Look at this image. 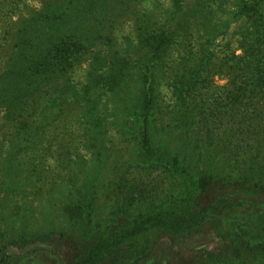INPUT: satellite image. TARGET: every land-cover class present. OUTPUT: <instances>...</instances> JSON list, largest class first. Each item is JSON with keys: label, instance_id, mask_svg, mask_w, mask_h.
<instances>
[{"label": "trees", "instance_id": "16d2710c", "mask_svg": "<svg viewBox=\"0 0 264 264\" xmlns=\"http://www.w3.org/2000/svg\"><path fill=\"white\" fill-rule=\"evenodd\" d=\"M125 1L129 11L140 3ZM185 1L174 0L168 30H151L153 18L145 21L149 35L140 41L134 68L112 77L99 96L92 85L83 87V100L72 113L83 132L77 145L99 163L114 130L123 144L132 143V168L159 170V176L98 226L92 211L99 194L95 182L102 179L63 165L77 228L68 264H147L162 240L174 248L205 236L216 238L217 245L203 251L196 264H264V242L223 230L231 215L264 214V0H241L240 13L257 23L252 25L255 33L242 37L243 55H232L221 67L224 86L214 84L210 68L216 55L205 51L224 25L199 23L205 43L179 61L172 59L183 33V26L173 28L172 21ZM130 48L125 54L134 61ZM163 86L170 91L169 102L162 96ZM106 93L117 101L111 115L101 109ZM78 156V163L87 162ZM56 231H42L34 240L52 241ZM8 246L0 243V264H24L8 254Z\"/></svg>", "mask_w": 264, "mask_h": 264}, {"label": "rangeland", "instance_id": "374dc122", "mask_svg": "<svg viewBox=\"0 0 264 264\" xmlns=\"http://www.w3.org/2000/svg\"><path fill=\"white\" fill-rule=\"evenodd\" d=\"M139 1L129 11L125 0H0V243H7L8 254L24 259V264L72 262L77 228L71 221L76 213L69 207L74 196L65 182L66 163L102 179L95 182L99 194L92 211L98 226L106 225L115 209L159 176V170L132 168V143L123 144L114 130L109 131L107 153L99 163L92 161L91 152L76 143L83 132L77 116L72 117L83 100V87L92 85L99 96L112 77L135 67L140 41L149 35L145 29L149 18L151 30L171 27L174 0ZM240 5L241 0H186L172 21L173 28L183 26L172 59L179 61L205 43L199 23L224 25L205 49L216 55L210 68L214 84L224 86L221 67L232 55H243L242 37L255 33L252 25L257 23L240 13ZM128 47L134 61L127 60ZM160 90L169 102L168 87ZM115 98L106 93L102 111L111 115ZM24 127L26 135L19 133ZM78 147L79 152L74 150ZM78 155L87 162L78 163ZM123 164L127 166L121 168ZM51 228L57 229L52 241L34 240ZM223 230L262 243L264 214L231 215ZM216 241L205 236L172 248L162 240L147 264H196Z\"/></svg>", "mask_w": 264, "mask_h": 264}]
</instances>
